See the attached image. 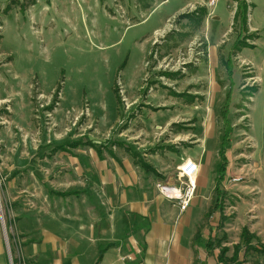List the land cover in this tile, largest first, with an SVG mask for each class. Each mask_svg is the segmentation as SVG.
Segmentation results:
<instances>
[{"label": "rangeland", "instance_id": "rangeland-1", "mask_svg": "<svg viewBox=\"0 0 264 264\" xmlns=\"http://www.w3.org/2000/svg\"><path fill=\"white\" fill-rule=\"evenodd\" d=\"M246 2L256 48L243 52L234 48L242 30L234 22L237 0H0V221L15 264H50L42 224L92 218L95 198L105 200L93 171L132 160L124 147L113 146L115 159L103 148L101 162L88 146L58 148L66 143L117 141L148 155L160 171L156 180L173 183L186 153L202 154L214 178L228 84L221 60L229 57L237 86L228 176L244 182L225 202L228 255L244 227L264 243V0ZM199 7L208 11L200 25L180 18ZM74 189L90 196L51 192ZM206 190L208 207L212 185ZM198 221L202 238L210 222L204 212ZM242 259L264 264L255 253L243 251Z\"/></svg>", "mask_w": 264, "mask_h": 264}, {"label": "crops", "instance_id": "crops-1", "mask_svg": "<svg viewBox=\"0 0 264 264\" xmlns=\"http://www.w3.org/2000/svg\"><path fill=\"white\" fill-rule=\"evenodd\" d=\"M247 34H250V32H247ZM247 34L245 33V36ZM249 43L254 45L251 42ZM234 48L236 51L243 49L244 52L246 51V48L251 47H240L238 44H235ZM255 48L256 47L254 45L252 49ZM221 61L226 69L228 79V84L222 83L223 86L227 87L225 100L228 90L232 88V103L234 99L235 87L237 86L233 62L230 57ZM228 67L232 69L231 77L229 76ZM245 86L246 85L241 86V89L246 88ZM260 87L261 88L258 92L257 98L261 97L260 93L263 92L261 84ZM172 95L176 97H184L187 95L189 98L188 102H193L195 99V96L190 95V93L174 92ZM172 122H175L174 117H172ZM93 143L97 145L101 144L96 142ZM83 147L85 146L79 148H69L66 152H71L72 149H81ZM88 147L95 150L99 160L104 162L105 157L103 155V148L102 152H98L97 149L90 146ZM104 149L108 151L112 159L117 158L115 152L113 151V146L111 148L104 147ZM124 149L126 150V148ZM131 149L134 150L133 148ZM176 149V147H170L169 150L171 152H178ZM134 151H138L154 170H146L143 168L140 164L136 163L131 152L126 151L131 156L132 160L130 161L128 158H125L120 165L122 169L114 167L116 169L113 171H106L103 167H99V169H95L93 171L102 179L103 188L102 184L100 185V188L103 190L102 193L105 196V200L100 199V202L97 197L95 198V200H97L101 205H97L96 208L99 209H92V218L79 220L69 218L50 219L42 224L44 226V244L46 246H50L52 249L51 253L46 252L44 254L47 260L50 259L48 263L232 264L230 262H223L220 260V250L218 248L213 250L212 253H209L208 247L206 246L209 240H214L216 237L220 238L222 234L225 233V225L229 221V218L224 224V227L220 229L218 226L220 223V212H216L213 215L211 213L214 201L217 172L214 178L211 177L210 172L208 175L207 173L205 174V167H207V165L203 162V155H190L189 153H186L184 157H190L191 160L198 162L200 164V171L196 177L197 188L195 197L192 199L189 208L186 211H181L177 200L166 198L160 193V189L158 190L157 188L158 184H163L168 187L176 186L179 182L177 181V183H173L169 176L164 178V180H156L154 176L159 175L160 173L156 165L151 162L149 157H146L148 155L145 153H141L138 149H135ZM81 161L84 163L86 162L85 159H82ZM118 161L121 163L120 159H118ZM182 162L183 160H181V162L176 161L172 168L175 169ZM86 166L88 167L89 165ZM228 175L229 174L227 173L226 179L223 182V189L227 193L225 202L227 201L230 188L238 185L231 184L229 182L231 177L238 175ZM210 184L212 185L213 196L209 206L206 207V188ZM72 191H76L77 194L59 196H75L77 198L82 195H85L86 197L90 196L87 189H83L82 191L74 189L69 191L51 192L57 194L56 192L63 193ZM93 195L95 197L94 193ZM225 202L223 212L227 216L225 212ZM203 212L208 217L210 223L208 232L202 238H199L198 236H195V233L199 222L198 217L202 215ZM124 216H129L130 220L127 221V218ZM240 241L241 236L239 242ZM227 243V241L224 242L223 246H228ZM235 244H233V246ZM217 250L219 251L218 253ZM243 251L244 250H242V252ZM242 252L240 254V260L236 264L242 263ZM48 253H50L51 256H49ZM233 253L234 249L232 247V254L228 255L227 253L226 256L231 257ZM125 257L128 258L125 259ZM0 264H15L14 259H10L1 221Z\"/></svg>", "mask_w": 264, "mask_h": 264}, {"label": "trees", "instance_id": "trees-1", "mask_svg": "<svg viewBox=\"0 0 264 264\" xmlns=\"http://www.w3.org/2000/svg\"><path fill=\"white\" fill-rule=\"evenodd\" d=\"M151 1V0H150ZM238 5L236 9L235 14V22H239L242 27V32L239 34L238 37V46L240 47H253L254 45L249 43V39L255 38L254 34H247L249 32L248 29V13H249V4L246 2V0H237ZM149 5H151V2L149 3L147 1L146 7L148 8ZM208 11L206 7H199L196 10L187 13L182 14L180 18H188L193 23L200 25L204 18L207 16ZM174 33V32H173ZM171 33L168 38H171L173 35ZM243 33H246V36H243ZM183 36V35H182ZM167 39V38H166ZM127 64V60L122 63L120 66V69H124ZM229 66V65H228ZM229 70V76L232 75V69L228 67ZM167 76H172V74H166ZM232 88H230L226 95V100L224 103V106L221 110V117L223 120V134L222 139L220 143L219 148V156H220V163L218 165L217 169V176H216V187H215V194H214V201L211 208L212 215L216 212H220V223L219 228L222 229L224 227V224L228 221V217L223 212L224 210V202L225 198L227 196L226 191L223 189V182L226 179L228 169H229V157H228V151L230 149L231 145V136L234 131V127L230 121L229 114H230V107H231V101H232ZM116 97L118 99V92L116 93ZM111 145H117L120 147L126 148V151L131 152L132 156L134 157L136 163L140 164L143 168L146 170H154L142 157V155L138 151L132 150L130 147H125L124 144L119 143L117 141L111 142L106 141L100 145H97L91 141H83V140H77L71 143H67L65 145H62L58 147L59 149H62L64 151H68L69 148H79L82 146H90L95 149H97L98 152H102V148H111L109 147ZM58 195L62 196H68L72 194H77L76 191L72 192H56ZM227 240V234L223 233L220 238H215L214 240H209L206 244L208 247L209 253H212L213 250L218 248L220 250V260L223 262H230L232 264H236L240 260V254L242 250H244L245 255H249L251 253H255L258 255L259 258L264 259V243L255 235L253 234L248 227H244L241 234V241L238 244H235L233 246L234 253L231 257H227V253L230 251V247L223 246V243ZM15 263V261H14Z\"/></svg>", "mask_w": 264, "mask_h": 264}, {"label": "built area", "instance_id": "built-area-1", "mask_svg": "<svg viewBox=\"0 0 264 264\" xmlns=\"http://www.w3.org/2000/svg\"><path fill=\"white\" fill-rule=\"evenodd\" d=\"M199 171L200 164L188 159L185 163L179 166V184L176 186H163L161 188V192H165V196L178 201L181 211H186L189 208L192 199L195 197L197 188L196 177ZM229 182L231 184H240L244 182V178L242 176H233L229 179ZM166 192L168 195H166Z\"/></svg>", "mask_w": 264, "mask_h": 264}]
</instances>
